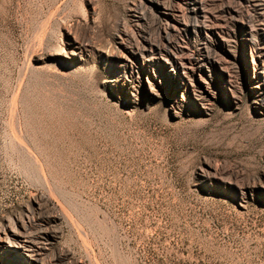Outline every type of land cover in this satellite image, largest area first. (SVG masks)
<instances>
[{
    "label": "rangeland",
    "instance_id": "obj_1",
    "mask_svg": "<svg viewBox=\"0 0 264 264\" xmlns=\"http://www.w3.org/2000/svg\"><path fill=\"white\" fill-rule=\"evenodd\" d=\"M201 1L0 0V264H264V0Z\"/></svg>",
    "mask_w": 264,
    "mask_h": 264
},
{
    "label": "bare ground",
    "instance_id": "obj_2",
    "mask_svg": "<svg viewBox=\"0 0 264 264\" xmlns=\"http://www.w3.org/2000/svg\"><path fill=\"white\" fill-rule=\"evenodd\" d=\"M201 4H202V1H201ZM202 5H203V7L201 8L200 5H199V0H179V2L175 3V5H172L170 7L168 6V9L170 10L168 12V14H169L168 15V20H169L168 21V24L169 25H172L174 28H179V27H182V25L183 26L186 25L187 23L184 22L182 20V18H181V15H182V7H184V6H190L202 18V20H201V23H202L201 26L205 27L206 29L214 28V27H212V25H210L208 23L209 15H208V13L206 11V8H205L204 4H202ZM199 20H200L199 18L196 19L197 22ZM242 20H245V18H242ZM253 25H256V23H253L252 26ZM194 26H195V24H194ZM253 38H254V40L258 41L256 35H254ZM153 43H151L149 41H144L141 44L142 45V48H143L142 50H145L146 51V50H149V49H151V50L154 49V44ZM134 46L133 45L132 46L131 45L130 46L129 45L127 46L129 48L128 49L129 57L127 59L129 62L125 63V64H127V66H131L130 65V62L131 61H134V60L136 61V59H138L139 52H138V50H136L134 48ZM139 48H141V47H139ZM156 49L159 51V52L157 51V53H159L158 55H163L162 54L163 53V51H162L163 48L161 49V47H157ZM207 56L208 57H206V58H207V61L208 62H211V63L214 62V59L211 56H209V55H207ZM155 58H158V56L156 55ZM150 60L151 59H149L147 57L145 59H143V61H142L143 69L147 70L150 67V64H149V61ZM217 60H216V62H217ZM204 65H206V64L203 63V66ZM139 76H141L140 73H139ZM152 86H150V90L154 94L155 93V90H154L155 88H153ZM205 95L206 94H202L201 96H199V99H204ZM20 219L22 220V218H20ZM23 220H24V218H23ZM15 223H16V225H13L12 226V225L8 224L7 225L8 226L7 228L5 227V229L0 230V249L6 250V251L7 250L8 251L11 250V252H10L11 255L10 256L17 257V258H21L20 260H27L28 257L29 258L30 257L32 258L35 255V253L38 252L39 249L36 250V248H35V244H34L35 243V239H34L33 234L31 233V231L29 230L30 228L28 226V223H26L24 221H20V220L17 221V222H15ZM30 226H32V225H30ZM42 263L43 264H48L46 262L45 263L42 262Z\"/></svg>",
    "mask_w": 264,
    "mask_h": 264
}]
</instances>
